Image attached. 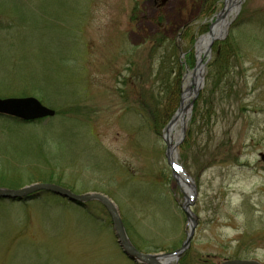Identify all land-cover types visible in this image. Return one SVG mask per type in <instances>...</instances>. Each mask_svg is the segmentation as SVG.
I'll return each mask as SVG.
<instances>
[{
  "label": "rangeland",
  "instance_id": "obj_1",
  "mask_svg": "<svg viewBox=\"0 0 264 264\" xmlns=\"http://www.w3.org/2000/svg\"><path fill=\"white\" fill-rule=\"evenodd\" d=\"M225 1L211 18L202 0H0V97L33 96L60 111L15 128L11 140L0 129V187L54 183L74 193H104L129 242L158 245L141 252L177 249L189 225L180 208L184 189H169L166 127L159 135L142 129L137 88L125 76L136 70L128 71V63L141 66L147 58L162 19L167 36L183 27V43L195 38V67L198 38ZM229 6L197 94L194 67L183 74V122L167 138L176 142L183 128L175 160L197 190L188 254L216 264L236 258L264 264V0ZM75 103L90 110L84 124L76 122ZM220 149L236 161L212 159ZM34 192L0 199V264H135L121 251L105 208L90 217L82 203L62 197L65 209L42 207L31 201Z\"/></svg>",
  "mask_w": 264,
  "mask_h": 264
},
{
  "label": "trees",
  "instance_id": "obj_2",
  "mask_svg": "<svg viewBox=\"0 0 264 264\" xmlns=\"http://www.w3.org/2000/svg\"><path fill=\"white\" fill-rule=\"evenodd\" d=\"M223 3V0H202V9L207 13L208 17H214L218 11L220 5ZM185 20H181V24H184ZM163 19L157 21L156 31L153 33L148 40L147 48V58L144 57V61L141 66H138L137 63H128L127 70L130 71L132 67H136L135 71H132V76H125L127 81L132 78L130 84L136 85L137 96L135 102L137 104L136 111L140 115V126L142 129H148L153 131L155 135L161 134L163 129L166 127L171 118L176 113L181 94V84L182 77L186 68H193L194 55L192 53V45L195 38H190L188 43H183L184 38L181 35L180 31L183 27L179 28V32H174L172 30V36H167L163 28ZM204 30V29H203ZM185 33V31H184ZM202 33V32H201ZM199 33V34H201ZM193 34V33H192ZM174 35V36H173ZM220 42L215 44V52L218 53ZM226 67V66H225ZM223 64L221 66L224 69ZM221 72V71H220ZM129 75V74H126ZM123 77V78H125ZM124 80L125 79H121ZM132 87V86H131ZM23 95V93H20ZM129 99V95L125 96ZM129 104V103H128ZM127 104V105H128ZM73 112L77 115H80L76 122L79 124H84L82 122L89 121V111L82 103H75ZM55 109V108H54ZM60 114L59 109H55V115ZM44 119L33 121V122H22L13 117L0 116L1 125L0 129H3L5 134L13 136L16 133L15 128H21L25 124H36L39 125ZM11 140V138H10ZM189 141L182 144L181 150L182 155L181 159L185 160V153L189 151L190 148ZM230 150H218L216 153L212 154V159H222V160H235L236 157L232 156ZM185 157V158H184ZM169 189L171 192L178 193V187L174 181V178H170ZM30 199L32 202H38L42 207H58L63 206L66 208V202L60 196L49 193L46 190H37L33 194H30ZM82 209L87 213V216L95 217L94 211L104 210V207L99 201L91 200L86 201L81 204ZM140 239V242L135 241L133 244L138 250L145 251L146 249H158V245H147V240ZM188 248L182 253L178 259L177 264H216L211 259L208 258H199L193 259V256L188 254ZM150 251V250H147ZM155 251V250H153Z\"/></svg>",
  "mask_w": 264,
  "mask_h": 264
},
{
  "label": "water",
  "instance_id": "obj_3",
  "mask_svg": "<svg viewBox=\"0 0 264 264\" xmlns=\"http://www.w3.org/2000/svg\"><path fill=\"white\" fill-rule=\"evenodd\" d=\"M225 7L217 14L215 20L210 25L209 31L202 35L200 38L208 36V40L204 46L201 54L198 52V48L196 45V54H197V62L193 69V73L191 75L192 80H190V84L192 85L193 93L197 94L200 86L203 82V66L204 59L209 56L210 48L214 44L217 39H220L225 33L224 27L227 26V22L225 21V16L230 9V6L233 2L232 0L225 1ZM218 26V34L217 36H213V28ZM198 38V39H200ZM190 89H187L189 91ZM185 93L183 92L181 96L180 103L182 104ZM191 105V103L189 104ZM186 106L178 108L176 114L173 116L171 121L166 126V133L164 135L165 143H166V152L165 156L167 159V163L171 169V177H174L177 185L184 189V201L181 204L183 212L185 213L186 218L188 219L189 230L187 232L186 238L181 243L180 247L177 250H173L166 253L161 252H141L134 247V245L129 242V238L126 234L122 219L120 217L119 212L117 211V207L114 201L106 194L101 192H85V193H74L71 190L64 188L60 185L54 183H32L21 187L19 189H9L0 187V199L7 200H20L24 195L30 192H34L37 190H46L49 193L60 196L62 198H66L69 202L74 203H85L86 201L96 200L99 201L108 215L110 216V220L112 221L113 232L116 237L117 243L121 249V251L125 254V256L132 260L135 264H166L168 262L174 261L175 263L178 261L179 257L182 253L189 247L190 241L193 235V231L196 225V218L191 211V206L194 204L195 198L197 196V190L194 186L192 179L187 176V173L182 169L180 164L175 160V147L176 144L179 143L181 137L184 133L182 128L181 137L178 140L171 144L169 138H167V133L172 129L174 123H176L179 113L183 112ZM55 111L52 108H49L43 105L40 101H38L33 96H22V97H0V115H6L10 117H15L22 121H33L45 117L54 116ZM182 122L183 119L181 118ZM174 153V154H173ZM174 155V157H173ZM261 159H264V154L260 153ZM220 264H261L260 262L253 259H226L223 260Z\"/></svg>",
  "mask_w": 264,
  "mask_h": 264
},
{
  "label": "bare ground",
  "instance_id": "obj_4",
  "mask_svg": "<svg viewBox=\"0 0 264 264\" xmlns=\"http://www.w3.org/2000/svg\"><path fill=\"white\" fill-rule=\"evenodd\" d=\"M218 26H216L215 28H213V36H217V34H218ZM207 40H208V36H206V37H203V38H200L199 39V41L197 42V48H198V52H199V54H201V52L203 51V49L202 48H204V46H205V44H206V42H207ZM186 96H184V98H185ZM184 100V99H183ZM183 117V113L181 112V113H179V116H178V119H180L181 120V118ZM177 119V120H178ZM174 127V126H173ZM173 127H172V129H173ZM174 154V153H173ZM173 157H174V155H173ZM166 264H170V262H168V263H166Z\"/></svg>",
  "mask_w": 264,
  "mask_h": 264
}]
</instances>
